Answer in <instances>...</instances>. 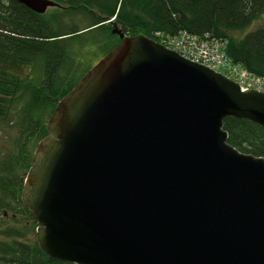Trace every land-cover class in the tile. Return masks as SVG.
I'll return each mask as SVG.
<instances>
[{"label":"water","instance_id":"water-1","mask_svg":"<svg viewBox=\"0 0 264 264\" xmlns=\"http://www.w3.org/2000/svg\"><path fill=\"white\" fill-rule=\"evenodd\" d=\"M114 32L121 42L57 102L24 177L39 248L76 264H264V158L223 128H264V91Z\"/></svg>","mask_w":264,"mask_h":264},{"label":"trees","instance_id":"trees-1","mask_svg":"<svg viewBox=\"0 0 264 264\" xmlns=\"http://www.w3.org/2000/svg\"><path fill=\"white\" fill-rule=\"evenodd\" d=\"M53 1L57 5L40 14L16 0H0V129L9 123L16 129L11 150L0 159V264H76L39 248L37 223L21 190L57 102L92 67L79 70L75 62L86 46L104 56L121 42L115 27L157 42V33L208 35L225 43L232 62L264 78V24L246 30L264 14V0ZM223 128L229 144L264 158V128L231 117Z\"/></svg>","mask_w":264,"mask_h":264},{"label":"built area","instance_id":"built-area-1","mask_svg":"<svg viewBox=\"0 0 264 264\" xmlns=\"http://www.w3.org/2000/svg\"><path fill=\"white\" fill-rule=\"evenodd\" d=\"M156 38L163 46L182 57L205 65L234 80L242 90L264 91V78L253 75L241 64L232 62L225 51V43L220 40L208 35L193 36L185 31L174 36L157 33Z\"/></svg>","mask_w":264,"mask_h":264},{"label":"rangeland","instance_id":"rangeland-1","mask_svg":"<svg viewBox=\"0 0 264 264\" xmlns=\"http://www.w3.org/2000/svg\"><path fill=\"white\" fill-rule=\"evenodd\" d=\"M50 8V7H49ZM264 24V14H262L259 18L254 20L251 25L246 29H254L260 25ZM102 56L101 51H94L93 46L88 45L81 51L80 54H78L77 58L75 59L76 64L78 66L79 70H83L88 65H94ZM16 129L14 125H4L3 128L0 129V159H3V157L11 150V147L14 143V140L16 138ZM12 212L11 210H9ZM16 216L19 219H22L20 214L16 212Z\"/></svg>","mask_w":264,"mask_h":264}]
</instances>
